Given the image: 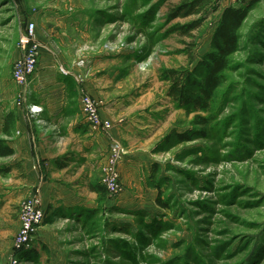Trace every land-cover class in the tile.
<instances>
[{"label": "rangeland", "instance_id": "rangeland-1", "mask_svg": "<svg viewBox=\"0 0 264 264\" xmlns=\"http://www.w3.org/2000/svg\"><path fill=\"white\" fill-rule=\"evenodd\" d=\"M184 1L0 0V137L7 114L25 106L32 92L18 105L12 80L30 21L56 50L58 71L69 70L65 61L85 67L79 61L90 57L122 69L110 97L124 100L125 108L113 127L143 107L162 120L144 146L148 164L133 174L139 183H123L117 195L97 193L93 207L49 216L42 224L46 249L26 258L17 255L14 238L21 206L34 193L16 198L14 173H0V264H264V0L239 31L240 47L210 111L180 105L164 71L196 69L212 50L222 9L241 3L217 0L219 10L181 35L177 28L199 17L169 18ZM197 115L209 118L208 125L196 124ZM192 129L208 136L166 142ZM112 140L124 145L116 137L109 148ZM8 161L1 157L0 169H10ZM104 175L102 169L92 184H103ZM88 209L97 213L90 217Z\"/></svg>", "mask_w": 264, "mask_h": 264}, {"label": "crops", "instance_id": "crops-1", "mask_svg": "<svg viewBox=\"0 0 264 264\" xmlns=\"http://www.w3.org/2000/svg\"><path fill=\"white\" fill-rule=\"evenodd\" d=\"M37 38L42 48L37 71L31 80L32 96L29 95L25 106L10 110L15 119L5 138L14 149V153L7 156L9 171L14 173L11 184L15 186L10 187L17 191L18 199L40 190L47 221L49 216L60 212L70 215L93 207L97 192L91 188L92 180L102 174L110 139L117 137L128 148L120 166L123 183L126 186V182L129 185L135 179L138 184L133 174L140 165L148 164L150 154L144 146L162 120L143 107L138 114L115 123L108 133L93 129L81 112L80 90L85 89L101 103L104 118L115 121L125 105L124 100L110 95L114 84L122 78V69L105 68L101 59L90 57L85 67L65 61L69 70L63 69L62 73L57 69L54 47L42 36L37 35ZM78 73L86 74L82 84L75 79ZM29 105H37L42 110L32 115ZM68 175L72 176L68 178ZM44 230L42 225L33 249H46Z\"/></svg>", "mask_w": 264, "mask_h": 264}, {"label": "trees", "instance_id": "trees-1", "mask_svg": "<svg viewBox=\"0 0 264 264\" xmlns=\"http://www.w3.org/2000/svg\"><path fill=\"white\" fill-rule=\"evenodd\" d=\"M261 0H239L238 5H229L222 9L220 19L214 31L211 48L197 65L196 69L190 71L187 68L168 69L164 71L165 77L171 82L170 95L182 106L192 108L193 110H211V104L226 80V71L230 68V57L238 51L240 47L239 31L242 28L245 20L253 9V6ZM217 11L220 9L217 0H186L174 8L169 13V18L189 17L197 15L196 19L186 25L179 26L177 31L181 35L191 34L192 31L199 29L206 18L209 10ZM202 67V71L199 69ZM195 88V90H194ZM15 116L9 112L6 116L4 125V134H10ZM196 124L208 125L210 119L202 115L196 116ZM208 136L206 129L194 131L174 133L167 136V141L184 143L193 141L198 138ZM14 153V149L9 145L8 140L0 137V158L7 157ZM9 168L0 169V173L9 171ZM93 191L105 195L107 189L102 183H94L91 185ZM163 207H168L166 202L159 200ZM88 216H93L97 213V209H88ZM34 254V249L18 251L17 255L22 258L28 257L29 254Z\"/></svg>", "mask_w": 264, "mask_h": 264}, {"label": "built area", "instance_id": "built-area-1", "mask_svg": "<svg viewBox=\"0 0 264 264\" xmlns=\"http://www.w3.org/2000/svg\"><path fill=\"white\" fill-rule=\"evenodd\" d=\"M22 54L14 62L12 80L19 88L16 97L18 105H22L29 93L31 80L37 71L39 59L41 57L42 44L37 38L36 23L30 21L27 24V29L24 37L20 42ZM87 60L82 59L79 65H86ZM77 82L82 84L84 78L78 75ZM79 104L81 112L94 129L103 131H110L113 123L110 119L104 118L100 111V102L91 96L85 89L81 88ZM31 113H39L42 108L37 105L29 107ZM128 154L127 149L119 141L112 140L104 164V178L103 184L107 192L111 195H117L124 189L120 166ZM47 213L42 206V200L39 190H36L26 201L23 202L20 211L21 226L18 234L14 238V245L17 251L32 249L36 232L38 228L44 223ZM17 262V261H15Z\"/></svg>", "mask_w": 264, "mask_h": 264}]
</instances>
